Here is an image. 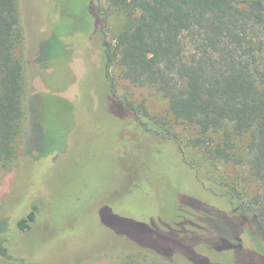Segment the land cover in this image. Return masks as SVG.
Returning a JSON list of instances; mask_svg holds the SVG:
<instances>
[{
    "label": "rangeland",
    "instance_id": "obj_1",
    "mask_svg": "<svg viewBox=\"0 0 264 264\" xmlns=\"http://www.w3.org/2000/svg\"><path fill=\"white\" fill-rule=\"evenodd\" d=\"M108 2L18 0L26 117L15 159L0 167V264H127L139 254L160 255L170 264H260L209 247H224L227 242L212 234L247 226L244 219L231 221L226 208L212 207L222 202L206 194L182 199L156 173L167 161L188 162L206 187L220 193L235 189L253 200L262 186L251 175L249 140L237 143L231 162L189 147L195 130L175 124L160 90L134 85L108 63L105 41L115 44L131 21L124 11H110ZM61 21L77 28L59 38L70 58L45 61ZM116 101L129 105L124 117L112 113ZM141 105L150 114L143 120L157 123L151 129L140 118ZM164 122L170 124L166 133ZM213 138L222 142L223 132ZM29 172L40 184L32 189L38 195L18 199L34 182ZM34 205L36 221L21 230L19 221ZM106 206L110 211L101 213ZM241 241L256 251L261 243L255 228Z\"/></svg>",
    "mask_w": 264,
    "mask_h": 264
},
{
    "label": "trees",
    "instance_id": "obj_2",
    "mask_svg": "<svg viewBox=\"0 0 264 264\" xmlns=\"http://www.w3.org/2000/svg\"><path fill=\"white\" fill-rule=\"evenodd\" d=\"M108 3L110 11H124L131 20L118 34L115 44L105 41L108 63L115 65L123 78L134 85L156 86L160 90L175 124L195 130L189 147L201 150L207 157L231 162L237 143L249 140L246 149L251 155V175L262 186L261 195L253 200H246L235 189L220 193L206 187L195 166L188 162L167 161L156 173L182 199L206 194L213 202H222V207L213 204L212 207L226 208L231 221L244 219L247 226H226L221 236L212 234L227 242L224 247H209L257 258L264 264V1L109 0ZM92 26L93 19L89 17L86 29ZM54 31L44 60L69 59L59 38L74 34L77 28L61 21ZM23 43L18 0H0V167L15 159V143L26 117V65L20 52ZM112 107L115 109L111 108L112 113L119 117L130 110L128 104L118 101ZM139 107L143 123L149 129L157 125L150 119L144 121L150 114L144 105ZM168 127V122L162 123L163 132L169 131ZM220 132L223 141L216 144L213 136ZM28 174L34 182L27 194L18 199L38 195L32 189L34 185L38 189L40 184L34 174ZM23 178L24 175L20 181ZM22 187L25 189L26 184ZM236 203H240L237 208L242 214H236ZM33 208L19 221L21 230L29 229L36 221L38 206ZM109 209L103 207L101 213ZM254 228L261 241L258 251L244 248L241 241V236ZM142 255L127 264H170L160 255Z\"/></svg>",
    "mask_w": 264,
    "mask_h": 264
}]
</instances>
